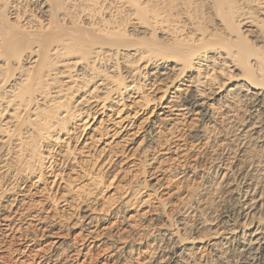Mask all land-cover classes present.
I'll return each instance as SVG.
<instances>
[{
	"label": "bare ground",
	"instance_id": "6f19581e",
	"mask_svg": "<svg viewBox=\"0 0 264 264\" xmlns=\"http://www.w3.org/2000/svg\"><path fill=\"white\" fill-rule=\"evenodd\" d=\"M178 115L193 124L167 140L171 162L116 206L96 175L71 188L58 170L97 116V141L139 132L152 147ZM61 187L90 241L127 216L123 235L102 233L113 264H264V0H0V231L43 221L26 200L54 205Z\"/></svg>",
	"mask_w": 264,
	"mask_h": 264
},
{
	"label": "rangeland",
	"instance_id": "374dc122",
	"mask_svg": "<svg viewBox=\"0 0 264 264\" xmlns=\"http://www.w3.org/2000/svg\"><path fill=\"white\" fill-rule=\"evenodd\" d=\"M205 14L208 18L207 23L209 27H215V20H213V16L207 13V10ZM117 71L119 72L120 69H117ZM103 120L105 121V118L97 116L95 125H93L89 129L85 128L86 130L79 129L78 131L80 133L77 131L76 137L73 138L74 140L72 139L71 143L68 144V146L72 144V147L70 146L71 149L69 148V150H73V152L69 151L71 159L70 162H68L69 164L61 162L58 166V168H60L58 170L61 171L60 173L64 172L63 174H61V176H64L63 178H65L64 181H66L68 185H70L69 183H71V188L75 187V185L77 184V186H83L84 184H86L87 181H89V178L86 177L85 174H88L87 176L96 175V178L99 177L97 181L104 182L103 184H101V186L104 185L101 187V189L103 191L105 190V192L101 190V195L103 196L102 200L99 201L102 208L108 206L110 207L112 203V205L116 206L119 200L125 195V189L127 190L130 188L132 192L133 190L135 191V187H138L136 185H139L140 181H144L145 183L148 182L147 184H149V182L151 183L156 177V173L158 172V170L162 167L161 164L165 165L168 164V162H171V160L169 159L170 155L163 154V148L165 146L169 147V145L171 144L170 140L168 142L167 140L174 135H178L177 137L180 138L184 137L185 134H188V131L189 129H191L193 124L192 119L187 117V115H178V117L176 116L175 119L171 121L170 125H163L162 123H159L160 128L158 129L159 132L157 135L158 142L152 147H147L146 140H144L143 135H141V133L139 132L135 135V137L129 136V134L131 133L130 132L119 138H110L108 140V143L106 142L107 144L105 142L103 143L102 141H97L98 139L94 138V136H96L94 134L95 131H97L99 127L105 128V126H107V123ZM103 124L106 125L103 127L101 126ZM69 125L70 123H67L65 126L69 127ZM93 127H96L98 129H93ZM136 130H138V127L136 128ZM127 135L131 138L133 137L131 141V138H129ZM126 137H128L129 140L125 139ZM85 138L87 139V143L89 144L86 146L90 148H87V150L89 151L87 152L88 154L82 152L84 142L86 141ZM92 139L96 141L94 142ZM152 153H154L158 158L157 161L155 160L152 165H149L147 155ZM72 155L74 156V158L72 157ZM81 164L83 165V168ZM78 165H80L81 167ZM89 169H91L90 172L93 170L91 174L87 172ZM181 180L194 181L193 178H181ZM181 180L179 179V181ZM107 184L110 188L107 187ZM110 184L113 185L111 186ZM128 184L129 186L131 184L132 185L129 187L127 186ZM63 185L65 186V184ZM65 187L67 188V186ZM65 187L59 188L58 191H56L57 189H55L56 192H53V197L58 200L54 205L40 204V201L38 199L39 197L34 196H30L26 200L27 203L23 208L27 209L35 207V210L38 209L36 210L37 212L41 211L39 212V214L43 218H41L43 221H37L34 219L31 220L30 218L22 217L13 222V230L8 231L7 229H3L4 231H0L2 232L0 233V264H68L69 260L70 264H113V262L116 261V258H114L112 252L113 247H111L112 245L110 243L105 242L104 239H102V233H104L105 231H112V234H115V236L123 235V233H125L126 231L127 224L125 222V219H127V216H125L124 218V213H122V215H120L118 219L114 218L110 222L108 221V223L103 226L104 228L108 229H104L102 226L95 225V228L93 227V235L95 234L94 237L96 238H94L93 241H90V237L88 238L89 235L86 231H82L79 227L77 229L75 227H72V229L70 228L69 223H66H79V221L82 220V210H80L81 208L79 207L81 204V196H76L78 195L77 193L70 194L66 192L67 190L64 189ZM122 188L123 192L121 191ZM87 189H89V187H87ZM75 196L77 199H74V201L73 198H75ZM160 197L165 198L166 196L161 194ZM64 199H72V201L70 202L71 206H62V200ZM111 200H114V202H112ZM99 203L98 206L100 207ZM77 207L79 210L77 209ZM54 218L64 220V225H52L49 221L55 220ZM149 218V216H146V218L144 219H138V222L142 226L143 224H145L146 226L147 224H149ZM86 236L88 239L86 238ZM78 240L79 242L77 244ZM80 247L83 249L80 250ZM68 248L74 249V251H76L78 254L76 252H73L72 254V251L67 250ZM70 257L73 259H69ZM74 258L77 259L75 260Z\"/></svg>",
	"mask_w": 264,
	"mask_h": 264
}]
</instances>
